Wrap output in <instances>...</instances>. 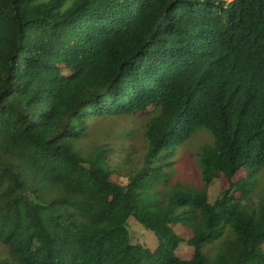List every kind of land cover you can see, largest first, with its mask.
<instances>
[{"label":"trees","instance_id":"obj_1","mask_svg":"<svg viewBox=\"0 0 264 264\" xmlns=\"http://www.w3.org/2000/svg\"><path fill=\"white\" fill-rule=\"evenodd\" d=\"M137 112L142 164L87 151L93 119ZM202 129L201 184L172 182ZM0 244V264H264V0H0Z\"/></svg>","mask_w":264,"mask_h":264},{"label":"rangeland","instance_id":"obj_2","mask_svg":"<svg viewBox=\"0 0 264 264\" xmlns=\"http://www.w3.org/2000/svg\"><path fill=\"white\" fill-rule=\"evenodd\" d=\"M149 110H152L150 108ZM149 115L147 113L137 112L129 116H111L106 118H96L91 121L92 133L84 142V146L87 151L96 149L100 146H106L108 144L112 152L110 151L111 160H117L121 156L120 151L122 149H130L132 157L138 164H142L143 156L146 152V137L145 126L149 121ZM213 142V135L207 130H200L196 132L189 140L186 147L181 146L178 150V154L172 160L175 161L173 168L175 172L172 177V182L177 180H183L192 182L196 185L201 184V177L199 172V165L197 162L196 152L204 145ZM185 146V145H184ZM125 156V154H122ZM245 175V171H241L239 175L234 178V181L238 180L241 176ZM112 179L121 184H127L129 179L127 176L113 174ZM230 186V182L226 176L221 175L216 178L209 188V200L214 202L221 193ZM163 191L168 192L169 185H162ZM130 231L133 241L136 243H142L152 249L156 248L158 244V238L154 231L146 229L135 218L129 219ZM176 232L182 236L183 241L177 249V254L184 259H191L194 254V248L188 244V240L193 236L191 228L177 224L175 225ZM206 252L210 254H216L219 251L217 245H206L204 247ZM0 253L6 255L7 248L0 244Z\"/></svg>","mask_w":264,"mask_h":264}]
</instances>
